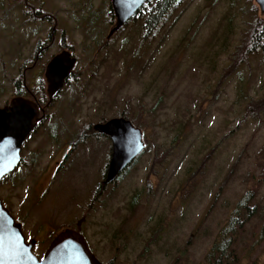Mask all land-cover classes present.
<instances>
[{
	"label": "rangeland",
	"instance_id": "obj_1",
	"mask_svg": "<svg viewBox=\"0 0 264 264\" xmlns=\"http://www.w3.org/2000/svg\"><path fill=\"white\" fill-rule=\"evenodd\" d=\"M111 1L0 0V107L16 84L48 96L49 60L77 59L0 198L39 259L74 228L105 264H264V33L247 51L264 13L181 0L149 34L135 17L106 41ZM116 117L145 149L96 198L108 142L84 132Z\"/></svg>",
	"mask_w": 264,
	"mask_h": 264
},
{
	"label": "water",
	"instance_id": "obj_2",
	"mask_svg": "<svg viewBox=\"0 0 264 264\" xmlns=\"http://www.w3.org/2000/svg\"><path fill=\"white\" fill-rule=\"evenodd\" d=\"M148 0H112L115 24L106 41L121 30ZM264 13V0H255ZM77 59L69 50L54 55L46 65L49 102L72 75ZM46 107L23 96L13 97L9 105L0 107V182L20 164L22 149L29 135L45 115ZM94 129L112 139V155L103 184L114 182L120 173L145 148L142 130L124 117L97 123ZM35 240L26 241L22 224L17 222L0 198V264H105L90 249L86 238L77 230H61L39 259L33 252Z\"/></svg>",
	"mask_w": 264,
	"mask_h": 264
},
{
	"label": "trees",
	"instance_id": "obj_3",
	"mask_svg": "<svg viewBox=\"0 0 264 264\" xmlns=\"http://www.w3.org/2000/svg\"><path fill=\"white\" fill-rule=\"evenodd\" d=\"M181 2V0H148L139 9L136 16L138 19L142 20L141 22L143 25V29H145L146 35L154 31L158 27V25L162 23L163 20H165L169 16V14L180 5ZM252 31L253 36L250 35L249 43L247 46L248 53H251L259 48L261 34L264 33V24L261 22L255 23ZM43 88V86H40L37 88V91H43ZM28 90L29 92L25 88H21L17 94L20 95L22 94V92H24L26 96H29L28 93L30 95L33 94L34 96H36V101L38 104L42 106L46 105V103L48 102V96L46 95V92H42L41 96L38 97L33 90H31L30 88ZM249 198V194H245L239 204H246ZM225 239L226 238H223V240ZM223 243L222 247H225V244ZM218 263L219 262H216V264Z\"/></svg>",
	"mask_w": 264,
	"mask_h": 264
},
{
	"label": "flooded vegetation",
	"instance_id": "obj_4",
	"mask_svg": "<svg viewBox=\"0 0 264 264\" xmlns=\"http://www.w3.org/2000/svg\"><path fill=\"white\" fill-rule=\"evenodd\" d=\"M40 17H42V15H40ZM114 24H115V17H114V21H113V26H114ZM112 26V27H113ZM114 36V35H113ZM37 48H39V50H38V52H37V55H39L40 54V52L42 51V49H41V44L40 43H38L37 44ZM72 55H73V53H72ZM74 56V55H73ZM38 57V56H37ZM68 81V80H67ZM66 81V82H67ZM16 86H17V89H16V96H23V97H26L27 98V96L25 95V93L24 92H22V94H20V95H18L17 93H18V91L21 89V88H25L28 92H29V88H27V86H21L20 84H16ZM58 94V93H57ZM56 94V95H57ZM28 95L31 97L32 96V98L33 99H35L36 100V96H34L33 94H29L28 93ZM55 98V97H54ZM53 102V101H52ZM51 102V103H52ZM48 103V102H47ZM47 103H46V105H47ZM51 103L49 104V106L51 105ZM9 105V104H8ZM40 105V104H39ZM45 105V106H46ZM7 106V105H6ZM42 106V105H41ZM45 106H42V107H45ZM49 106H47V107H49ZM46 107V108H47ZM44 118V117H43ZM42 121V120H41ZM41 121H39L38 122V124H40V122ZM91 131V132H90ZM84 134H85V136H87V138L88 137H93V136H96L95 138H97V139H99L101 136H103L104 138H105V140L108 142V153H109V159H108V161H107V163H106V166H105V168H104V171H103V173H102V181H101V183H99V185H97V188H96V190H95V197L97 198V196L99 197L101 194H103L104 193V191L106 190V188L112 183V182H110V183H108V184H103L104 183V180H105V178H106V174H107V170H108V167H109V163H110V159H111V155H112V150H113V148H112V139H111V137L110 136H108V135H106V134H103V133H99V132H97L95 129H94V125L91 127V129L90 128H88V130L86 131V132H84ZM91 134H93V135H91ZM84 136V137H85ZM137 159V157L134 159V161ZM133 161V162H134ZM132 162V163H133ZM131 163V164H132ZM21 164V163H20ZM20 164H19V166H20ZM130 164V165H131ZM130 165H129V167H130ZM129 167H127V169L129 168ZM126 169V170H127ZM125 170V171H126ZM124 171H122L121 173H120V175L123 173ZM12 174V173H11ZM11 174H9V175H11ZM9 175H7V176H9ZM119 175V176H120ZM7 176H5L4 178H6ZM3 178V179H4ZM3 179H2V181H3ZM1 181V182H2ZM0 182V183H1ZM10 211V210H9ZM11 212V211H10ZM12 214V213H11ZM82 234V233H81ZM83 235V234H82ZM84 236V235H83ZM25 237H26V235H25ZM85 237V236H84ZM55 238V236L53 237V239ZM53 239L51 240V242L53 241ZM32 240H35V245H36V243L37 242H39L37 239H32ZM26 241L27 242H30L31 240H27V238H26ZM51 242H50V244H51ZM50 244H49V246H50ZM89 244V243H88ZM49 246H48V248H49ZM89 247H90V245H89ZM47 248V249H48ZM90 249H91V247H90ZM92 250V249H91ZM47 251V250H46ZM93 251V250H92ZM94 253V252H93ZM45 254V253H44ZM95 254V253H94ZM96 255V254H95ZM97 256V255H96Z\"/></svg>",
	"mask_w": 264,
	"mask_h": 264
}]
</instances>
